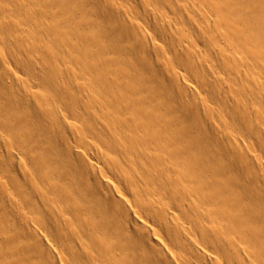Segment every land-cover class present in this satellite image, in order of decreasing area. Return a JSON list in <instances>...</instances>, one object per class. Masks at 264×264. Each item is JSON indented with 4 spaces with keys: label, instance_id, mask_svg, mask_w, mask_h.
Segmentation results:
<instances>
[{
    "label": "bare ground",
    "instance_id": "obj_1",
    "mask_svg": "<svg viewBox=\"0 0 264 264\" xmlns=\"http://www.w3.org/2000/svg\"><path fill=\"white\" fill-rule=\"evenodd\" d=\"M0 264H264V0H0Z\"/></svg>",
    "mask_w": 264,
    "mask_h": 264
}]
</instances>
